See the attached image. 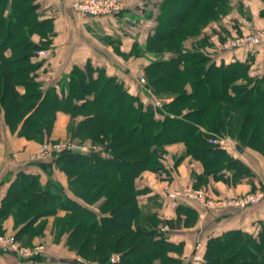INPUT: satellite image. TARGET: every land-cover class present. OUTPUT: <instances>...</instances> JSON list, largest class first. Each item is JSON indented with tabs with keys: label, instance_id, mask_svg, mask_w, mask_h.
I'll list each match as a JSON object with an SVG mask.
<instances>
[{
	"label": "trees",
	"instance_id": "16d2710c",
	"mask_svg": "<svg viewBox=\"0 0 264 264\" xmlns=\"http://www.w3.org/2000/svg\"><path fill=\"white\" fill-rule=\"evenodd\" d=\"M40 7V0H0V121L42 142L64 112L71 137L91 138L102 152L66 151L33 161L46 181L19 171L0 204V233L11 217L19 239L42 237L53 217L55 242L67 236L66 246L77 255L73 264H184L171 254L182 253L183 244L169 240L165 222L140 203L136 178L146 170L168 177L185 156L203 166L193 173L195 188L207 189L211 179L238 184L257 178L242 159L211 143L215 135H228L240 151L264 155V74L252 75L248 61L218 63L203 33L230 12L231 0H161L146 42H135L128 56L145 59L142 74L154 93L171 98L162 108L91 61L46 86L39 72L47 59L35 55L52 48L55 27ZM178 142L184 154L167 160L168 146ZM55 168L66 174L67 185ZM178 214L188 226L198 219L189 206L180 205ZM259 223L256 232L232 228L211 236L200 264H264ZM113 254L119 260L112 261Z\"/></svg>",
	"mask_w": 264,
	"mask_h": 264
},
{
	"label": "crops",
	"instance_id": "0c3cea01",
	"mask_svg": "<svg viewBox=\"0 0 264 264\" xmlns=\"http://www.w3.org/2000/svg\"><path fill=\"white\" fill-rule=\"evenodd\" d=\"M77 0H40V10L45 17L54 20L55 34L53 36V55L47 60L46 69L39 72V80L48 85L54 84L64 75L70 73L74 66H84L88 61L96 67L105 68L108 74L116 75L125 81L131 91L140 94L146 100V95L136 79L142 74L145 59L129 57L128 54L135 42L144 44L155 24V16L158 13L161 0H125L126 7L120 15L114 17H102L93 20L83 16L75 10L73 3ZM232 8L220 21H213L206 26L204 32L209 34L210 48H215L219 35L231 34L234 31H250L264 27V0H232ZM35 41L40 37L36 35ZM116 46L119 47L118 51ZM127 54V56L123 55ZM214 60L218 63L232 62L235 60L248 61L252 75L264 74V53H249L243 50L233 52H214ZM23 91L22 87H19ZM0 128V168L3 169V177L0 178V204L7 193L10 180L16 174L25 170L41 175L42 180H47L46 173L39 165L33 162L28 155L39 149V142L28 140L12 132L1 119ZM70 117L64 112H59L50 138H64L69 135L68 125ZM168 157L180 156L185 152L182 142L168 146ZM19 153V159L13 160L12 155ZM247 163L257 178L245 179L238 184H227L223 181L210 180L215 195H236L256 189L264 183V155L253 150L239 151L237 155ZM175 171L160 174L156 171L146 170L136 178V187L140 190L139 199L145 204H152V211L165 222L163 228L167 232L169 240L183 244L182 253H171L173 256L183 259L184 264H200L196 262L194 255L196 246L202 242V253L206 249L207 240L214 235H219L232 228H241L249 232H256L260 227V221H264V202L247 209L231 207H219L205 209L198 202L171 199L169 194L175 189L193 185V173L203 171L202 163L192 156L183 157L175 167ZM171 174V175H170ZM55 177L64 185H67L66 174L55 168ZM254 184H253V183ZM189 206L198 211V219L193 225H185L179 218L178 207ZM184 216V215H183ZM54 218L48 221L43 238L47 241L48 254L59 255V258L50 255L44 260L22 259L15 253L4 251L0 247V264H73L77 255L66 246L67 236L60 243H56L52 234ZM5 232L14 231L13 218H8L4 224ZM29 243L39 241L40 237H28ZM59 259V260H58Z\"/></svg>",
	"mask_w": 264,
	"mask_h": 264
},
{
	"label": "built area",
	"instance_id": "2783aa9c",
	"mask_svg": "<svg viewBox=\"0 0 264 264\" xmlns=\"http://www.w3.org/2000/svg\"><path fill=\"white\" fill-rule=\"evenodd\" d=\"M75 10L79 11L83 16L93 20H100L102 17H114L119 14L125 7V0H77L73 3ZM211 55L214 52H233L243 50L249 53H264V27L244 31L242 33H235L222 40H217L215 48H208ZM52 48H41L36 51L35 58L48 59L52 56ZM140 84L146 86L147 78L140 74L137 77ZM169 99L154 98L156 107H163L165 102ZM170 101V100H169ZM211 143L219 145L221 148L228 149L232 144L228 137H214ZM77 151L83 153H99L102 149L98 145L79 144L75 140H59L54 142L45 141L41 145V149L31 156V160H49L58 156L62 152ZM0 171V175H1ZM171 199H180L185 201L198 202L205 209L231 207L236 209H246L250 206H256L264 202V185H260L254 191L239 194L229 197H214L210 196L205 188H195L193 186H185L180 189H175L169 194ZM0 247L6 248L15 252L22 259H30L37 254H42L45 251L44 246L37 245L34 247L24 246L18 242L15 236L0 237ZM203 244L199 242L196 246L197 252L194 255L196 262L203 260L202 253ZM119 254H113L112 261L119 260Z\"/></svg>",
	"mask_w": 264,
	"mask_h": 264
},
{
	"label": "rangeland",
	"instance_id": "374dc122",
	"mask_svg": "<svg viewBox=\"0 0 264 264\" xmlns=\"http://www.w3.org/2000/svg\"><path fill=\"white\" fill-rule=\"evenodd\" d=\"M231 2H232V0H231ZM224 17V16H223ZM213 22V21H212ZM206 28V27H205ZM251 31V30H250ZM242 32H244V31H234L233 33H231V34H224V35H222V37H221V35H219V37H218V40H222V39H224V38H226V37H228V36H231L232 34H235V33H242ZM203 33L204 34H206V32H204L203 31ZM206 35H208L209 36V34H206ZM210 37V36H209ZM53 50V49H52ZM53 55V54H52ZM51 58V57H50ZM49 59V58H48ZM47 59V60H48ZM140 75V74H139ZM146 77V76H145ZM136 81H137V83L139 84V86H140V88H141V90H142V92L144 91L146 94V97H147V100H150V102H151V100H152V103L154 104V98H162V99H169V100H171V98L170 97H162V96H159V95H157V94H155L154 93V89H153V86L151 85V84H149L148 83V81H147V85L146 86H144V85H142V84H140L139 82H138V80L136 79ZM169 100H168V102H169ZM165 103H167V102H165ZM154 106H155V104H154ZM156 107V106H155ZM164 107V106H163ZM157 108H162V107H157ZM68 130H69V125H68ZM220 136H222V137H228V138H230L231 139V142H232V144L230 145L231 147L229 148L230 150H228L230 153H232V154H236L237 155V153L240 151V148H239V146L237 145V142H236V140H234V139H232L230 136H228V135H215V136H213V138L214 137H220ZM59 140H75L77 143H79V144H87V145H101V144H99V143H97V142H95L94 140H92L91 138H88V137H75V138H72L71 137V135H70V131H69V135L68 136H66V137H64V138H48L47 140H43L42 142H39V149H37V150H35V151H33V152H31V153H29V155H28V157L29 158H31V156L35 153V152H38L40 149H41V145L45 142V141H48V142H54V141H59ZM212 144H214V143H212ZM215 145V144H214ZM217 146H219V145H217ZM220 147V146H219ZM169 150V149H168ZM250 150H252V149H250ZM242 151V150H241ZM254 151V150H253ZM22 151H18V152H15L13 155H12V159L13 160H18L19 159V153H21ZM256 152V151H255ZM258 153V152H257ZM260 154V153H259ZM261 155H263V154H261ZM159 157H162V155H160ZM176 158V157H175ZM173 165V164H172ZM175 169V167H173V166H171V171H175L174 170ZM0 171H2L1 172V175H0V178L1 177H3V169L2 168H0ZM262 185H264V183H262ZM188 186H190V185H188ZM260 186V185H259ZM258 186V187H259ZM257 187V188H258ZM183 188V187H182ZM197 188V187H196ZM198 188H204L203 186H201V187H198ZM206 189V188H205ZM207 192H208V194L210 195V196H214V197H229V196H235V195H215V193L213 192V190H212V188H211V186L210 185H207ZM255 190V189H254ZM254 190H250V191H247V192H242V193H239L240 195L241 194H245V193H248V192H251V191H254ZM239 194H236V195H239ZM140 203L142 204V205H146L147 206V208L148 209H153V206H152V204H145V201L144 200H140ZM261 204V203H260ZM257 206V205H256ZM11 235H13V236H15V238H16V240L18 241V242H20L22 245H24V246H29V247H34V246H37V245H42V246H44V248H45V251L42 253V254H37V255H35V256H44V258H43V260L44 259H46L50 254H48V244H47V241L43 238V236L41 237V236H39L40 237V239H39V241H36V242H33V243H31V244H24L23 242H22V239H19L17 236H16V234H15V229H14V231L13 232H5V233H0V237L2 236V237H4V236H6V237H8V236H11ZM55 239V238H54ZM4 251H6V252H9V253H15V252H12V251H10V250H8V249H6V248H3V247H1ZM16 254V253H15ZM35 256H33V257H35ZM51 256V255H50ZM54 256H56V255H52L51 257L52 258H54ZM57 258H59V255H57L56 256ZM60 259V258H59ZM58 259V260H59ZM80 260V259H79Z\"/></svg>",
	"mask_w": 264,
	"mask_h": 264
},
{
	"label": "water",
	"instance_id": "95a60500",
	"mask_svg": "<svg viewBox=\"0 0 264 264\" xmlns=\"http://www.w3.org/2000/svg\"><path fill=\"white\" fill-rule=\"evenodd\" d=\"M80 264V263H79Z\"/></svg>",
	"mask_w": 264,
	"mask_h": 264
}]
</instances>
